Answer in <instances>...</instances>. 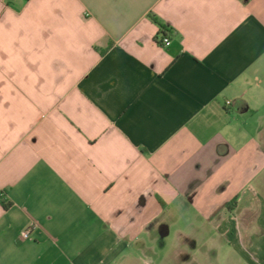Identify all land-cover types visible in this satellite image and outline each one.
<instances>
[{
    "label": "crops",
    "instance_id": "crops-1",
    "mask_svg": "<svg viewBox=\"0 0 264 264\" xmlns=\"http://www.w3.org/2000/svg\"><path fill=\"white\" fill-rule=\"evenodd\" d=\"M258 138L264 0H0V264H264Z\"/></svg>",
    "mask_w": 264,
    "mask_h": 264
},
{
    "label": "rangeland",
    "instance_id": "rangeland-1",
    "mask_svg": "<svg viewBox=\"0 0 264 264\" xmlns=\"http://www.w3.org/2000/svg\"><path fill=\"white\" fill-rule=\"evenodd\" d=\"M260 138V137H259ZM258 138V139H259ZM264 144V138L259 139ZM191 221L195 220V217H190ZM183 231H176V229H170L169 235L165 237L164 245L158 246V255L164 253H172L173 251H180L181 249L184 251H189L193 255L204 254L205 259H209L205 263L201 264H244L238 258V251L225 241V237H220L217 231V235H215L214 231L211 229H202V230H191V229H182ZM183 232L186 235L196 237L197 245L191 250L188 246H183L180 244L178 233ZM240 254V253H239ZM214 257L216 262L214 263ZM232 261V262H231Z\"/></svg>",
    "mask_w": 264,
    "mask_h": 264
},
{
    "label": "built area",
    "instance_id": "built-area-1",
    "mask_svg": "<svg viewBox=\"0 0 264 264\" xmlns=\"http://www.w3.org/2000/svg\"><path fill=\"white\" fill-rule=\"evenodd\" d=\"M160 43H161L162 46L168 47L170 45V40H169L168 37H161L160 38ZM226 104L229 105V102H227ZM28 235H29L28 231H24L23 233H21L20 238L21 239H27Z\"/></svg>",
    "mask_w": 264,
    "mask_h": 264
},
{
    "label": "trees",
    "instance_id": "trees-1",
    "mask_svg": "<svg viewBox=\"0 0 264 264\" xmlns=\"http://www.w3.org/2000/svg\"><path fill=\"white\" fill-rule=\"evenodd\" d=\"M24 1L26 2V1H28V0H24ZM161 37H165V35H164V34H161Z\"/></svg>",
    "mask_w": 264,
    "mask_h": 264
}]
</instances>
